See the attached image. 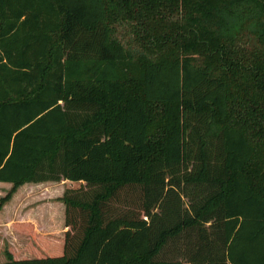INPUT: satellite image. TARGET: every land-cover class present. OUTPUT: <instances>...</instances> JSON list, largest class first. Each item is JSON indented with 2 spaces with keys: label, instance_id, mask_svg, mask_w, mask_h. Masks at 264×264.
I'll list each match as a JSON object with an SVG mask.
<instances>
[{
  "label": "trees",
  "instance_id": "obj_1",
  "mask_svg": "<svg viewBox=\"0 0 264 264\" xmlns=\"http://www.w3.org/2000/svg\"><path fill=\"white\" fill-rule=\"evenodd\" d=\"M65 180L0 264H264V0H0V208Z\"/></svg>",
  "mask_w": 264,
  "mask_h": 264
},
{
  "label": "rangeland",
  "instance_id": "obj_2",
  "mask_svg": "<svg viewBox=\"0 0 264 264\" xmlns=\"http://www.w3.org/2000/svg\"><path fill=\"white\" fill-rule=\"evenodd\" d=\"M81 186V183L65 180L59 182L25 184L20 187L0 208V262L4 259V250L7 249H10L15 254L16 252L24 251L22 254L32 257L27 248V242L7 240V235L4 234L5 229L2 225L7 219L22 223L21 219L30 215L35 219L37 225H43L46 229L52 228L51 226L44 225L45 222L41 220L45 219L52 224L57 222V220L60 219L59 207L56 206L58 198L65 189H77ZM9 187L10 185H7V183L0 184V197L6 193ZM121 195L123 194L121 193ZM123 197H126L127 208L136 209L137 191L135 189H128V192L125 193ZM121 204L122 203L116 205ZM32 244L39 249V242L35 241L32 242Z\"/></svg>",
  "mask_w": 264,
  "mask_h": 264
},
{
  "label": "crops",
  "instance_id": "obj_3",
  "mask_svg": "<svg viewBox=\"0 0 264 264\" xmlns=\"http://www.w3.org/2000/svg\"><path fill=\"white\" fill-rule=\"evenodd\" d=\"M1 184V183H0ZM25 184H33V183H25ZM23 184V185H25ZM7 185H10L7 183ZM23 185L19 186L14 193L17 192V190L22 187ZM13 193V194H14ZM12 194V195H13ZM56 206L59 207V212H60V219L57 220V222H55L54 224L52 223H49L47 222L45 219L41 220L44 223V225H48V226H51L52 228H44L45 226L43 225H37V222L35 221V219H33L30 215H28L27 217H24L21 219L22 222L24 223H28L31 225L32 227V232L33 233H36V234H39L41 236H44V237H55V238H61L63 233H65L68 228L64 226L63 224V205L61 202H57L56 203ZM12 220L10 219H7L5 221L3 225V228L5 229L4 230V234H6L7 236V240L10 239L11 241H20V242H27V238L20 234V233H16L13 229H11L10 225L12 224ZM1 226V224H0ZM14 250H15V247L13 246ZM24 251H20V252H16V254L14 253L15 257L16 258H21V257H29L28 255L26 254H22ZM5 261V256H4V259L0 262H4Z\"/></svg>",
  "mask_w": 264,
  "mask_h": 264
}]
</instances>
